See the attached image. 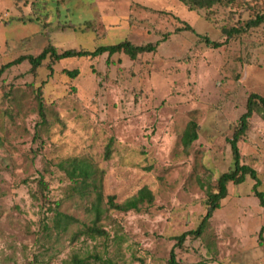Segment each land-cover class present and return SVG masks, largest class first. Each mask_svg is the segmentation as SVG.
I'll return each mask as SVG.
<instances>
[{"label":"rangeland","instance_id":"374dc122","mask_svg":"<svg viewBox=\"0 0 264 264\" xmlns=\"http://www.w3.org/2000/svg\"><path fill=\"white\" fill-rule=\"evenodd\" d=\"M256 14L264 0L210 11L177 0H0V68L48 48L156 43L134 60L48 57L0 75V264H168L172 251L179 264H264V212L249 177L228 183L199 237L174 240L197 228L207 191L232 166L228 139L248 97L264 98V22L241 29ZM225 28L240 32L226 40ZM189 122L198 138L184 148ZM248 126L240 159L264 193L263 109ZM73 158L91 163L96 190L80 194L83 184L59 168ZM142 188L151 204L108 206V197L121 204Z\"/></svg>","mask_w":264,"mask_h":264},{"label":"trees","instance_id":"16d2710c","mask_svg":"<svg viewBox=\"0 0 264 264\" xmlns=\"http://www.w3.org/2000/svg\"><path fill=\"white\" fill-rule=\"evenodd\" d=\"M182 5H184L189 11L195 10H206L210 11L214 7L217 6H227L232 1L235 0H177ZM264 22V14H256L255 17L248 20L245 25L241 29H246L249 27H256ZM189 28V27H187ZM223 32L226 34V40L230 39L233 34H238L240 29L231 28L227 30L225 28ZM209 44V42L207 41ZM213 48L221 47L222 43L218 42H210ZM156 50V43L142 44L139 46L132 45L131 43L125 41L120 42L115 45L99 47L95 49L93 52L87 51H75L74 49L64 50L62 53H56L54 48L44 49L37 57L31 56H23L12 62L7 63L6 65L0 68V75L5 71V69L12 67L13 65L20 64L23 61H28L33 70L37 69L41 66L42 62L46 58H50L51 60L57 62L59 60L68 59V58H82V57H95L102 55L103 53H107L108 56L123 53L127 55L131 60H134L137 55L143 53H151ZM69 77H75L77 75V70H72L66 72ZM259 108L264 110V98L257 95L251 94L246 103L245 112L239 117L238 126L233 132V135L230 139H228V143L230 145L231 155L233 164L230 169L222 173L217 179V190L215 192L207 191L206 194V211L203 216L200 217V223L198 224L195 230L186 232L174 238L177 241V246H180L184 243L185 239L188 236L199 237L203 231L206 229L212 214L220 208V202L227 195V185L228 183H232L233 185H239L245 181L246 177H249L254 181L252 186L253 193L259 199V205L263 209L264 212V193L258 191V186L260 185V181L257 177L256 171L250 166L243 164L240 159V154L238 150L237 143L238 141L246 135L248 131V120L252 117V115L259 111ZM198 126L194 122H189L182 133L181 136V144L184 148L189 147L194 141L197 140ZM59 168L64 172L66 177L72 182L74 186L77 184H83L80 187V194L88 193L86 191L87 187L91 185L93 190H96L95 184L97 183L96 173L91 163H89L85 159H68L60 162L58 164ZM91 182V184L89 183ZM76 188V187H75ZM74 188V189H75ZM95 199L94 203L90 205L89 210L95 214L94 223L98 221L99 218V204L102 199L101 193L95 191ZM153 201V196L151 192L147 188L140 189L137 194L121 204L114 203L113 197L107 198L108 206L114 210L120 212H128V211H137L141 205L144 203L151 204ZM264 231V226L261 229L259 234V239L264 242L262 239V232ZM101 232H97L99 235ZM168 264H179L176 260V257L173 251L169 255Z\"/></svg>","mask_w":264,"mask_h":264}]
</instances>
